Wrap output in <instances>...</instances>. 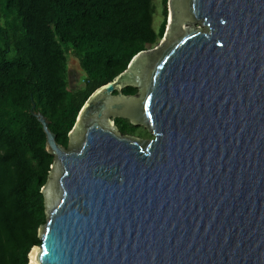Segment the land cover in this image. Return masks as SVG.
<instances>
[{
  "label": "water",
  "instance_id": "1",
  "mask_svg": "<svg viewBox=\"0 0 264 264\" xmlns=\"http://www.w3.org/2000/svg\"><path fill=\"white\" fill-rule=\"evenodd\" d=\"M166 7L162 39L88 97L66 147L32 107L53 156L34 264H264V0Z\"/></svg>",
  "mask_w": 264,
  "mask_h": 264
},
{
  "label": "trees",
  "instance_id": "2",
  "mask_svg": "<svg viewBox=\"0 0 264 264\" xmlns=\"http://www.w3.org/2000/svg\"><path fill=\"white\" fill-rule=\"evenodd\" d=\"M166 4L155 29L153 0H0V264H29L46 222L41 189L53 156L32 107L66 147L88 97L162 39ZM68 54L83 76L80 88H69ZM114 123L124 135L138 129Z\"/></svg>",
  "mask_w": 264,
  "mask_h": 264
},
{
  "label": "rangeland",
  "instance_id": "3",
  "mask_svg": "<svg viewBox=\"0 0 264 264\" xmlns=\"http://www.w3.org/2000/svg\"><path fill=\"white\" fill-rule=\"evenodd\" d=\"M155 6V15H154V22L153 25L155 29H158L159 25L162 22V0H153ZM168 19V13L166 16V20ZM188 26V25H186ZM194 26L200 27V25L196 24ZM67 64H68V85L71 89L80 88L82 86V75L81 71L79 70L78 63L75 58L71 55H67ZM134 137L143 140L152 139L151 133H148L146 129L142 126H138Z\"/></svg>",
  "mask_w": 264,
  "mask_h": 264
},
{
  "label": "bare ground",
  "instance_id": "4",
  "mask_svg": "<svg viewBox=\"0 0 264 264\" xmlns=\"http://www.w3.org/2000/svg\"><path fill=\"white\" fill-rule=\"evenodd\" d=\"M36 254H37V248L34 247L32 249V252L30 253V262H31V264H34L35 263V256H36Z\"/></svg>",
  "mask_w": 264,
  "mask_h": 264
}]
</instances>
